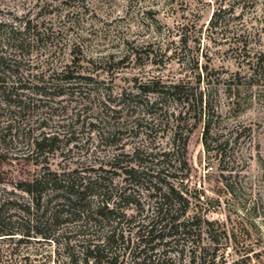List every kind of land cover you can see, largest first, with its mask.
<instances>
[{"label":"trees","instance_id":"obj_1","mask_svg":"<svg viewBox=\"0 0 264 264\" xmlns=\"http://www.w3.org/2000/svg\"><path fill=\"white\" fill-rule=\"evenodd\" d=\"M214 2L207 37L226 44L239 69L223 77L195 58L193 77L133 76L118 93L96 78L93 65L119 68L141 52L149 57L147 47L128 48L115 61L112 55L90 59L78 40L61 41L63 27L40 19L42 10L56 8L51 4L33 17L28 11L15 21L0 20V240L7 241L0 260L27 253L34 239L53 247L32 248L39 264L51 258L52 264H264V249L253 247L236 249L235 259L228 260L225 247L236 236L226 220L207 217L212 199L204 186L191 185L187 145L196 124H203L205 151L219 161L224 154L225 143L211 133L212 118L222 108L213 93L221 88L228 112L252 101L251 93L264 97L262 34L250 32L255 17L243 19L260 0ZM55 14L62 21L69 11ZM181 41L186 43V34ZM101 88L102 126L87 123L97 129L99 141L93 148L74 142L80 149L74 156L73 123L51 129L58 110L54 99L65 94L86 101ZM42 108L48 111L39 113ZM97 148L111 153L101 155ZM6 162L15 164L18 177L4 171ZM223 185L225 191L230 187ZM215 202L220 206V198ZM23 260H30L29 253Z\"/></svg>","mask_w":264,"mask_h":264},{"label":"rangeland","instance_id":"obj_2","mask_svg":"<svg viewBox=\"0 0 264 264\" xmlns=\"http://www.w3.org/2000/svg\"><path fill=\"white\" fill-rule=\"evenodd\" d=\"M62 1L0 0V20L15 21V16L22 17L28 11L33 17L40 7L51 4L56 8L52 13H48L50 7L42 10L40 19L51 18L56 28L63 27L62 33L59 34L61 41L70 43L78 40L83 52L90 59L99 60L101 57L112 55L115 61L128 48L147 47L145 51L149 53V57L141 52L137 60H127L119 68L115 67L114 63L93 65L96 66L95 73L98 72L96 78L108 83L115 93L120 92L122 87L130 86L133 76L147 79L152 75H159L167 81L193 77L196 72L195 58L200 66L206 63L217 69L218 74L223 77L239 69L230 57V52L226 51L227 45L222 42L214 44L207 37V21L217 6L214 0ZM228 1L222 0V5H226ZM239 10L240 7L235 5V12ZM58 11L61 16L69 11V15L58 21L55 14ZM248 17H255L252 19L253 26L248 24L249 29L250 32L260 30L263 41L261 46L264 49L263 0L243 12V19ZM65 26H69L67 30ZM184 34L187 37L186 43L181 41ZM64 51L66 57H69L68 48ZM150 59L156 63H151ZM99 94H90L86 101H79L65 94L54 99L58 110L50 120L55 126L51 129L57 128L55 123H73L76 139L70 142V146L74 156H77V151L80 150L79 146H73L74 142L79 145L85 143L93 148L99 141L97 129H89L87 125L89 121H95L102 126L98 121V115L101 113L97 101L103 97V88ZM212 97L218 109L219 106L222 107L219 110L221 114L212 118L211 133L213 137L225 143L222 145L223 157L219 161L220 156L216 157L212 152L205 151L202 144L203 124L200 122L189 136L187 158L191 165V185L204 186L205 194L212 199V203L208 204L207 217L226 220L229 234L232 235L233 232L236 236L235 239L231 237L225 247L229 254L228 260L231 261L236 257V249H264V97L251 93L252 101L229 112L225 110L227 99L221 88L214 92ZM84 103L91 109L81 112L80 108ZM40 111L48 110L42 108L39 113ZM80 112L81 116H78ZM65 129L66 127H59L57 130ZM126 149H129V146ZM96 150L101 155L111 153V149ZM84 152L82 149L80 154L83 155ZM54 163L52 167L57 168ZM3 167L5 172L18 177L15 164L6 162ZM221 172L223 177L220 176ZM226 183L230 186L227 191L223 188ZM216 198H220V206L215 202ZM6 242L0 240V247H6ZM27 246L30 260H23V255L27 253L22 251L3 256L0 264H39L40 257L38 255V258L33 259L32 248L44 247L42 252L53 250L52 246L34 239ZM261 257H264V253ZM45 264H52V258L46 260Z\"/></svg>","mask_w":264,"mask_h":264}]
</instances>
